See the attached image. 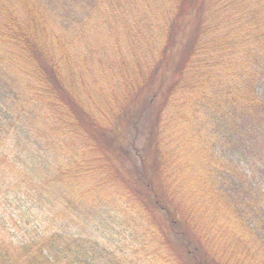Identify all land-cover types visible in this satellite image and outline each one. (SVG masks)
<instances>
[{"label": "trees", "instance_id": "16d2710c", "mask_svg": "<svg viewBox=\"0 0 264 264\" xmlns=\"http://www.w3.org/2000/svg\"><path fill=\"white\" fill-rule=\"evenodd\" d=\"M262 139L264 0H0V264H264Z\"/></svg>", "mask_w": 264, "mask_h": 264}, {"label": "rangeland", "instance_id": "374dc122", "mask_svg": "<svg viewBox=\"0 0 264 264\" xmlns=\"http://www.w3.org/2000/svg\"><path fill=\"white\" fill-rule=\"evenodd\" d=\"M165 4H167V3H165ZM141 6H144V5H141ZM102 10L103 11H105L106 10V6H102ZM145 10H148L147 9V7H142V9H140L139 11H145ZM155 10H154V8H152L151 9V13H149L150 14V16L152 15V13L154 12ZM123 41H124V39H122ZM187 40L186 39H184V40H178V41H175V43H174V49H176L177 47H178V50H177V56H176V59L172 62V64H171V69H174V66H175V64L176 63H178V65H179V63L181 62V61H183L184 59H185V57H186V55H187V53H188V51L189 50H186V45H187ZM92 46V45H91ZM90 46V47H91ZM71 50H73V51H71V53H72V55L74 56V57H76L75 59H74V61L75 60H77V63H79L80 64V61H81V63L86 59V58H88V56H86V54L87 53H89V47L85 44V43H83V44H76V43H74L73 45H71ZM94 53L95 54H97V56H95V60L94 61H92V62H95V61H97V63L99 64V68L100 69H105V68H108V69H110V66H109V63H111V62H113L114 60L116 61L117 59H118V57H116V56H114L110 51L109 52H103L102 50H95L94 51ZM88 59H90V58H88ZM99 61V62H98ZM92 62H89V69L90 68H93V64H92ZM176 68V67H175ZM160 70H163V71H166L167 70V68L165 67V66H163L161 63H160V67H159V70H158V73H160L161 71ZM126 105V104H125ZM125 105L123 106V105H121V108H120V110L119 111H123L124 113H125V111L123 110V108L125 107ZM141 111V109L139 110V112ZM138 114V113H137ZM150 114V112L148 113V115ZM136 120H133L132 121V125H131V130L129 131V136L128 137H130L132 140H134L133 139V135L134 134H136V136L138 135V133L136 132V129H135V127L133 128V124H134V122H135ZM153 123H155V120L152 118V119H150V116H147V117H145L144 119H143V121L142 122H139L138 124H137V126H138V128L137 129H139V127H142V137H141V139H140V142L143 144V143H145L146 144V141H147V137H146V135H145V132H143V128H144V126H146V125H152ZM151 127H153V126H151ZM195 129V127L193 126V125H190V124H186V125H184L182 128H181V133L184 135V136H186V131H191V130H194ZM138 137V136H137ZM138 139V138H137ZM262 141H264V139H262ZM130 144H131V142L132 141H128ZM11 206H12V204L11 203H9L8 201H5L4 203H3V208H2V210H8V211H11Z\"/></svg>", "mask_w": 264, "mask_h": 264}]
</instances>
